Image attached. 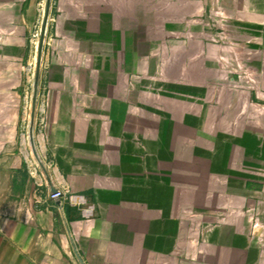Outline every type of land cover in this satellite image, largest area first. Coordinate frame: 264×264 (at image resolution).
I'll list each match as a JSON object with an SVG mask.
<instances>
[{"label": "crops", "instance_id": "0c3cea01", "mask_svg": "<svg viewBox=\"0 0 264 264\" xmlns=\"http://www.w3.org/2000/svg\"><path fill=\"white\" fill-rule=\"evenodd\" d=\"M57 1L39 165L43 0H0V264H264V0Z\"/></svg>", "mask_w": 264, "mask_h": 264}, {"label": "rangeland", "instance_id": "374dc122", "mask_svg": "<svg viewBox=\"0 0 264 264\" xmlns=\"http://www.w3.org/2000/svg\"><path fill=\"white\" fill-rule=\"evenodd\" d=\"M48 8V11H47ZM57 9L58 1L51 0L48 6V1L43 0L42 12L38 19V25L31 33L30 43H31V54H32V63L34 71L31 73L30 78L27 81V107L29 109V114L27 118V131H26V143L24 138L21 140V147L24 149L25 159L29 162L32 160L35 163V155L31 149L28 137V130L31 128L32 117H33V127L32 132L34 136V142L37 154L40 156L42 163L46 162V149L44 145V135H43V126H44V92L46 90V62L48 55L53 50V44L55 41V29L57 23ZM48 12V17L46 14ZM41 52V61L38 66L37 59L39 58ZM38 72V74H37ZM34 111V112H33ZM43 141V142H42ZM25 145L27 146V151H25ZM31 156L30 159L28 156ZM39 165L41 163L37 161ZM31 162H29L30 164ZM32 164V163H31Z\"/></svg>", "mask_w": 264, "mask_h": 264}, {"label": "built area", "instance_id": "2783aa9c", "mask_svg": "<svg viewBox=\"0 0 264 264\" xmlns=\"http://www.w3.org/2000/svg\"><path fill=\"white\" fill-rule=\"evenodd\" d=\"M31 174H38L36 165L32 166ZM50 199L58 203L61 209L65 206L76 209L83 220H90L96 216V205L86 195L74 193L68 188H56L54 192L50 193Z\"/></svg>", "mask_w": 264, "mask_h": 264}, {"label": "water", "instance_id": "95a60500", "mask_svg": "<svg viewBox=\"0 0 264 264\" xmlns=\"http://www.w3.org/2000/svg\"><path fill=\"white\" fill-rule=\"evenodd\" d=\"M47 1H48V6H49L51 0H47ZM47 17H48V12L46 14V18ZM30 141H31V144H32V147H33V151L36 153V147H35L33 132H31V134H30ZM54 191L55 190H53L52 192H54Z\"/></svg>", "mask_w": 264, "mask_h": 264}, {"label": "trees", "instance_id": "16d2710c", "mask_svg": "<svg viewBox=\"0 0 264 264\" xmlns=\"http://www.w3.org/2000/svg\"><path fill=\"white\" fill-rule=\"evenodd\" d=\"M64 208H65L67 214L70 215V212H71V208H70V206H65Z\"/></svg>", "mask_w": 264, "mask_h": 264}, {"label": "bare ground", "instance_id": "6f19581e", "mask_svg": "<svg viewBox=\"0 0 264 264\" xmlns=\"http://www.w3.org/2000/svg\"><path fill=\"white\" fill-rule=\"evenodd\" d=\"M43 142V141H42Z\"/></svg>", "mask_w": 264, "mask_h": 264}]
</instances>
